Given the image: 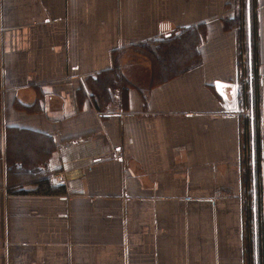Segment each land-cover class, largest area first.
I'll list each match as a JSON object with an SVG mask.
<instances>
[{
	"label": "crops",
	"instance_id": "obj_1",
	"mask_svg": "<svg viewBox=\"0 0 264 264\" xmlns=\"http://www.w3.org/2000/svg\"><path fill=\"white\" fill-rule=\"evenodd\" d=\"M230 1L0 0V264H261L264 0Z\"/></svg>",
	"mask_w": 264,
	"mask_h": 264
},
{
	"label": "trees",
	"instance_id": "obj_2",
	"mask_svg": "<svg viewBox=\"0 0 264 264\" xmlns=\"http://www.w3.org/2000/svg\"><path fill=\"white\" fill-rule=\"evenodd\" d=\"M235 22H239V19L236 18ZM200 38L199 30L193 29L190 32L187 31L181 34L180 37L157 46L156 51H151L150 53L155 61L156 68L154 72L178 71L189 65L199 55ZM100 82L105 86L112 85V81H108L107 79L104 81L100 80ZM113 83H117V85L124 84L121 78H118ZM21 144L25 143L21 141ZM258 248L261 264H264V238L261 233L258 234Z\"/></svg>",
	"mask_w": 264,
	"mask_h": 264
},
{
	"label": "rangeland",
	"instance_id": "obj_3",
	"mask_svg": "<svg viewBox=\"0 0 264 264\" xmlns=\"http://www.w3.org/2000/svg\"><path fill=\"white\" fill-rule=\"evenodd\" d=\"M239 5H240V0H231L229 2V10H228L229 14L226 17V22H225V26H228L229 29H239V22H235V20H236V18L238 16L239 9H240ZM231 14H234L233 15L234 16L233 19L232 18L230 19ZM205 44H207V43H205ZM144 55H150V53L149 54L144 53ZM135 59L137 61H140V57L139 58H135ZM149 68H151V62H150ZM138 71H140V68L138 70H134L135 73L138 72Z\"/></svg>",
	"mask_w": 264,
	"mask_h": 264
},
{
	"label": "water",
	"instance_id": "obj_4",
	"mask_svg": "<svg viewBox=\"0 0 264 264\" xmlns=\"http://www.w3.org/2000/svg\"><path fill=\"white\" fill-rule=\"evenodd\" d=\"M224 99H226L224 97ZM234 103L236 104V106L240 109V106L243 104V97L240 93H237L235 96H234Z\"/></svg>",
	"mask_w": 264,
	"mask_h": 264
}]
</instances>
